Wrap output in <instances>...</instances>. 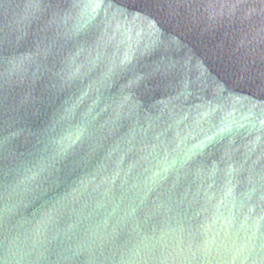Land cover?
Masks as SVG:
<instances>
[{
    "label": "water",
    "instance_id": "water-1",
    "mask_svg": "<svg viewBox=\"0 0 264 264\" xmlns=\"http://www.w3.org/2000/svg\"><path fill=\"white\" fill-rule=\"evenodd\" d=\"M0 264H264V0H0Z\"/></svg>",
    "mask_w": 264,
    "mask_h": 264
}]
</instances>
